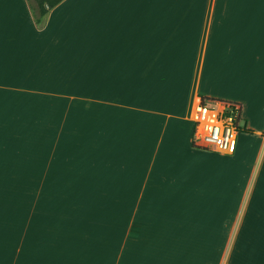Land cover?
Returning a JSON list of instances; mask_svg holds the SVG:
<instances>
[{
    "label": "crops",
    "instance_id": "1",
    "mask_svg": "<svg viewBox=\"0 0 264 264\" xmlns=\"http://www.w3.org/2000/svg\"><path fill=\"white\" fill-rule=\"evenodd\" d=\"M203 98L241 104L234 155L193 146ZM261 116L264 0H62L41 27L0 0V264H264Z\"/></svg>",
    "mask_w": 264,
    "mask_h": 264
},
{
    "label": "built area",
    "instance_id": "2",
    "mask_svg": "<svg viewBox=\"0 0 264 264\" xmlns=\"http://www.w3.org/2000/svg\"><path fill=\"white\" fill-rule=\"evenodd\" d=\"M239 107L235 109L221 102L196 107L194 141L207 150L220 154L234 155L238 147L237 123Z\"/></svg>",
    "mask_w": 264,
    "mask_h": 264
},
{
    "label": "trees",
    "instance_id": "3",
    "mask_svg": "<svg viewBox=\"0 0 264 264\" xmlns=\"http://www.w3.org/2000/svg\"><path fill=\"white\" fill-rule=\"evenodd\" d=\"M62 0H28V4L30 7V10L32 12V15L34 17L35 22L38 26H42L44 24L45 17L50 9L54 8L56 5H58ZM205 101H211V102H221L225 103L227 105H230L231 108L235 109L236 106L239 107L238 111V117H237V123H238V129L239 132L245 133V134H253L254 131L247 128L246 122H243L244 119L242 117V106L239 103L236 102H230V101H222V100H208L207 98H203V103L206 104ZM244 124L241 126V124ZM193 146L195 148L205 149L196 144V142H193ZM207 150V149H206Z\"/></svg>",
    "mask_w": 264,
    "mask_h": 264
},
{
    "label": "rangeland",
    "instance_id": "4",
    "mask_svg": "<svg viewBox=\"0 0 264 264\" xmlns=\"http://www.w3.org/2000/svg\"><path fill=\"white\" fill-rule=\"evenodd\" d=\"M252 117H254V116H252ZM261 118H264V116H261ZM243 122H245V120L243 121ZM244 124L242 123L241 124V126H243ZM241 134V132H239V135ZM242 134H244V133H242ZM239 143H240V146H242L243 148L245 147V145L244 144H246V142H240V140L242 141V140H245V138H242L241 136H239ZM245 160L246 161H249L250 162V168L251 167H253V165H251V159L249 160L248 158H247V156H243V158L242 159H238V160H236V161H234V160H231V161H229L228 162V164H225V167H223V166H220L219 164H218V166H217V170H219L220 171V168L221 169H224L225 168V171L226 172H231V173H233V179H232V187L234 188V189H241L242 188V185H244L245 184V180H244V178H243V180H242V184H240V179H239V176H240V174L242 173L243 175L246 173L245 171H246V164H245ZM247 169H249V166L247 167ZM244 188V187H243ZM225 264V263H224Z\"/></svg>",
    "mask_w": 264,
    "mask_h": 264
}]
</instances>
